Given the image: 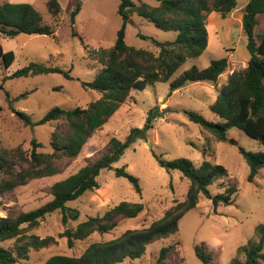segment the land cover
Listing matches in <instances>:
<instances>
[{
    "label": "rangeland",
    "instance_id": "374dc122",
    "mask_svg": "<svg viewBox=\"0 0 264 264\" xmlns=\"http://www.w3.org/2000/svg\"><path fill=\"white\" fill-rule=\"evenodd\" d=\"M48 1L0 0L1 3L33 5L42 15L44 23L55 32L53 35L20 34L14 39L0 35V45L14 51L16 56L9 69L4 68L0 59V149L21 147L30 153L32 140L35 139L42 145L39 152H52L51 135L59 122L27 125L25 116L37 123L54 107L85 108L101 97L98 91L82 86L83 82L93 81L102 68L98 62L88 58L87 49L110 48L114 45L122 25V18L118 14L120 0H57L60 5L57 15L49 12ZM133 1L138 5H158L156 0ZM236 1V9L226 17L215 12L210 14L207 28L213 24L216 33L210 32V49L198 59L188 61L172 77V80L179 77L193 65L205 69L212 60L227 58L228 67L219 77L218 83H215L218 86L216 91L210 89L212 83L205 82H187L175 93L171 92L168 83L150 84L143 91H132L122 107L89 138L77 157L59 162V174L32 180L0 197V217H6L9 213L18 215L43 206L53 199L51 188L54 183L77 173L87 163L100 159L108 152L112 138L125 141L132 129L144 127L149 111L157 107L164 115L155 121L147 138H138L111 169L101 171L97 178L98 189L68 202L67 206L77 209L80 216L67 227L76 229L89 217L102 216L124 201L142 203L143 212L135 218L121 219L109 233H93L84 240L74 241L73 247H69L67 239L61 237L66 227L62 225L61 213L56 211L47 215L36 227H23L25 235L40 238L52 236L56 242L40 250L30 249L28 256L18 258L15 264H44L50 257L57 255L80 256L93 243L116 239L127 230L145 228L161 219L177 201L186 199L190 181L179 170L162 167L157 157L165 161L187 158L196 167L204 159L220 164L226 168L228 175L209 186L211 194L222 193L232 184L239 191L231 205H220L217 210L210 199L201 195L197 207L180 221L177 232L147 245L141 258H127L120 264H157L162 248L178 244L180 253L173 254L163 264H203L196 255L197 246L207 249L212 258L211 264H230L239 246L249 240L257 241L255 228L264 225V169L260 170L253 182H249L250 169L239 149L242 147L250 152H264V146L237 128L228 129L227 142L218 141L186 114V111L192 110L210 122H223L210 110L209 104L217 98L231 74L246 68L250 57L247 37L242 28L244 8L250 0ZM78 6L81 10L75 18V24H72L71 13ZM73 32L76 33L75 37ZM255 34L257 41H261L264 36V15L259 16ZM176 36V32L161 30L137 14H132L125 41L131 47L157 55L159 48L151 38L165 42L175 40ZM31 62L60 67L69 71L74 79L52 73L5 80ZM7 93L10 100H7ZM23 94H27L26 97L19 98ZM205 150L206 156L203 154ZM122 167L139 179L141 193L135 190L127 178L116 175V169ZM20 244L15 238L0 243V246L16 254V247ZM238 259L245 261V256L240 254ZM259 264H264V261Z\"/></svg>",
    "mask_w": 264,
    "mask_h": 264
},
{
    "label": "trees",
    "instance_id": "16d2710c",
    "mask_svg": "<svg viewBox=\"0 0 264 264\" xmlns=\"http://www.w3.org/2000/svg\"><path fill=\"white\" fill-rule=\"evenodd\" d=\"M158 5L147 3L136 4L133 0H120L118 14L122 25L117 38L110 48H88L90 60L98 62L102 68L91 82H83L85 89L101 93L100 99L91 102L85 108L63 109L52 108L46 116L33 123L25 116L27 125H45L59 122L51 135L52 152L42 153L41 144L32 140L30 153L21 147L0 149V197L30 181L59 174V162L65 158L77 157L89 138L100 130L108 120L122 107L132 91H143L150 84L168 83L171 92L186 86L190 80L196 82L217 83L228 67L227 58L212 60L208 67L199 69L196 65L182 72L173 79V75L188 61L198 59L208 49V18L215 12L226 17L237 7L236 0H156ZM47 7L50 13L57 15L60 5L57 0H49ZM81 8L76 7L71 13L72 24ZM132 14H137L157 28L177 33L173 41L151 40L159 48L155 55L151 51L136 49L126 41V28ZM264 15V0H250L244 8L242 28L247 37V49L250 57L244 70L234 72L228 78L217 98L209 104L210 110L223 122L208 121L196 111H186L188 118L212 133L218 141H228V129L237 128L249 137L258 140L264 146V36L257 41L255 30L259 25V16ZM50 25L44 23L40 12L28 3L0 2V35L14 39L20 34L53 35ZM73 36L76 33L73 32ZM144 38H148L143 36ZM14 51H4L0 45V59L5 69L15 61ZM58 73L73 80L69 71L54 65H43L31 62L18 69L7 79L34 77ZM27 94L19 98L26 97ZM17 98V99H19ZM7 100L10 95L7 93ZM164 112L155 107L148 113L147 122L142 128H134L125 141L112 138L108 152L96 162H89L77 173L54 183L51 188L53 199L43 206L18 215L9 213L0 217V243L18 239L22 243L16 247V254L0 246V264H15L18 258H26L30 249L40 250L56 242L48 236L40 238L23 234L24 226L33 228L39 225L47 215L56 211L61 213V222L65 228L61 237L67 239L69 247L74 241L84 240L93 233L105 234L113 231L121 219L135 218L144 210L142 203L121 202L107 210L102 216L89 217L76 229L67 225L78 220L80 212L68 207V202L75 201L89 191L99 188L98 176L104 169H111L125 153L126 149L138 138H147L155 121L162 119ZM250 173L248 181L253 182L261 169H264V152H250L240 147ZM206 156V150L204 151ZM159 164L168 170H179L190 181L186 199L176 202L164 216L141 229L127 230L120 237L91 244L80 256L57 255L50 257L44 264H120L125 259H139L147 245L155 240L175 233L183 217L197 207L202 196L210 199L215 210L220 205H231L239 188L232 184L222 193L212 195L209 186L227 177L226 168L206 159L199 167L187 158L165 161L157 157ZM118 177L127 178L138 193H141L139 179L128 173L125 167L116 169ZM257 241L249 240L237 248L236 257L230 264H259L264 261V225L255 228ZM179 252V244L164 247L160 250L157 264ZM180 253V252H179ZM243 254L245 261L238 256ZM196 255L203 264H211L212 258L204 246L196 247Z\"/></svg>",
    "mask_w": 264,
    "mask_h": 264
},
{
    "label": "crops",
    "instance_id": "0c3cea01",
    "mask_svg": "<svg viewBox=\"0 0 264 264\" xmlns=\"http://www.w3.org/2000/svg\"><path fill=\"white\" fill-rule=\"evenodd\" d=\"M212 31V33L214 34V35H216V33H215V26L212 24L210 27L208 26V33H209V36H210V32ZM216 37V36H215ZM218 40V39H217ZM210 42V41H209ZM210 46H211V44H209L208 43V49H210ZM3 47V46H2ZM3 49H4V51H10V50H7V49H5L4 47H3ZM200 83H202V82H200ZM205 83H208V82H205ZM218 83V82H217ZM211 90H213V91H216L217 89H218V86H216L215 85V83H212V85H211V88H210ZM177 91V90H176ZM176 91H174L173 93H175ZM214 101V100H213ZM212 101V102H213Z\"/></svg>",
    "mask_w": 264,
    "mask_h": 264
},
{
    "label": "water",
    "instance_id": "95a60500",
    "mask_svg": "<svg viewBox=\"0 0 264 264\" xmlns=\"http://www.w3.org/2000/svg\"><path fill=\"white\" fill-rule=\"evenodd\" d=\"M188 82H191L190 80ZM18 115H20L19 113H17ZM232 143H234L233 141H231Z\"/></svg>",
    "mask_w": 264,
    "mask_h": 264
}]
</instances>
